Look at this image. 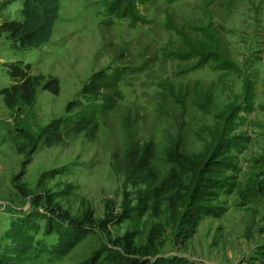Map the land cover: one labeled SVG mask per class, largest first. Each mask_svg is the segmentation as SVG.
Segmentation results:
<instances>
[{
	"label": "rangeland",
	"instance_id": "obj_1",
	"mask_svg": "<svg viewBox=\"0 0 264 264\" xmlns=\"http://www.w3.org/2000/svg\"><path fill=\"white\" fill-rule=\"evenodd\" d=\"M109 1L61 0L50 41L37 48L0 37V90L18 59L42 83L59 82L57 94L41 84L33 103L12 108L0 94V264H106L105 250L127 232L136 246L153 239L151 262L222 264L232 234L264 236V0H146L134 19L108 13ZM22 4L0 0V22L22 18ZM100 69L117 73L120 94L97 131L64 129L61 142L44 144L42 128L71 115L66 104L83 100L78 92ZM231 105L232 167L183 238L177 219L190 173L181 159L204 151ZM145 143L153 176L127 182L128 149ZM125 193L131 217L122 216ZM143 193L146 207L137 208ZM40 196L62 216L54 220ZM111 211L117 217L100 229Z\"/></svg>",
	"mask_w": 264,
	"mask_h": 264
},
{
	"label": "trees",
	"instance_id": "obj_2",
	"mask_svg": "<svg viewBox=\"0 0 264 264\" xmlns=\"http://www.w3.org/2000/svg\"><path fill=\"white\" fill-rule=\"evenodd\" d=\"M145 1L111 0L105 4V8L112 15L134 19L137 5ZM60 5L61 0H23L22 18L0 22V37L5 34L15 48L20 50L37 48L48 43L59 15ZM7 67L12 83L3 87L0 94L8 108L14 107L19 101L25 104L33 103L37 87L41 84L43 89L51 93L57 94L59 91V82L56 78H48L42 83V75L33 74L29 63L18 59L9 63ZM117 76V73H108L103 69L94 72L78 92L83 100L75 101L73 99L66 104L65 109L71 115L62 120L51 121L42 128L41 138H43L44 144L50 146L61 142L64 129H67V132L95 133L98 129L100 112L111 109L119 97ZM249 83L250 81L245 80L243 89L247 98L253 95ZM231 116H234L232 105L221 114L222 121L215 126L211 140L207 143L204 151L194 158L182 157L181 159L190 173L189 192L185 200L186 208L178 215L177 219V228L183 238H188L195 232L201 214L206 211L205 202L216 196L221 187L224 172L232 167L230 149L235 143L234 137L228 136V126L232 123ZM134 152V148L131 146L128 149L127 182L141 181L147 183L153 176L149 144L145 143L143 147ZM138 199L140 202L137 208H145V193ZM51 202L52 199L40 196L38 204L41 208L54 212L55 215L51 217L56 220L58 216H62L63 212L51 210ZM129 204L130 201L127 198V193H125L121 202L123 217L132 216L131 212L135 207ZM44 214V212H39L34 217L45 216ZM115 216L117 217L111 211L109 217L99 221L97 225L104 230L107 222L114 220ZM83 217L90 223L91 215L89 212L84 213ZM133 237V232H127L122 237L115 239L114 246L107 248L103 254V258H106V264H177L172 260L151 262L146 255L151 253L153 239L150 237L148 249L147 247L136 246ZM100 258L91 261L90 264H98Z\"/></svg>",
	"mask_w": 264,
	"mask_h": 264
},
{
	"label": "crops",
	"instance_id": "obj_3",
	"mask_svg": "<svg viewBox=\"0 0 264 264\" xmlns=\"http://www.w3.org/2000/svg\"><path fill=\"white\" fill-rule=\"evenodd\" d=\"M248 222V218L240 219L238 226L243 227ZM233 235L234 245L232 251H228L226 254L221 252V257L224 260L222 264H264V236L252 235L250 238L245 233L240 235ZM248 237V239H247ZM225 242V240H223ZM242 250V254L239 252L236 254L237 248Z\"/></svg>",
	"mask_w": 264,
	"mask_h": 264
}]
</instances>
